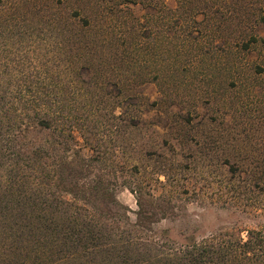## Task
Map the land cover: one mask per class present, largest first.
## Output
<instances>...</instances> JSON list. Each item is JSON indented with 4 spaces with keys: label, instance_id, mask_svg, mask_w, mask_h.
Segmentation results:
<instances>
[{
    "label": "rangeland",
    "instance_id": "obj_1",
    "mask_svg": "<svg viewBox=\"0 0 264 264\" xmlns=\"http://www.w3.org/2000/svg\"><path fill=\"white\" fill-rule=\"evenodd\" d=\"M262 11L264 0H0V103L24 77L52 75L77 114L72 146L94 164L83 176L111 182L120 226L140 185L172 238L246 242L264 235ZM118 42L127 61L115 65Z\"/></svg>",
    "mask_w": 264,
    "mask_h": 264
},
{
    "label": "trees",
    "instance_id": "obj_2",
    "mask_svg": "<svg viewBox=\"0 0 264 264\" xmlns=\"http://www.w3.org/2000/svg\"><path fill=\"white\" fill-rule=\"evenodd\" d=\"M98 10L109 13L98 14L104 19L117 15L116 8ZM260 19L264 24V11ZM113 49V64H124L123 42ZM52 78L24 77L5 90L2 99L10 100L0 103V122L6 118L0 135V264H264L261 231L240 242L217 232L176 239L158 230L159 206L145 199L140 185L129 187L136 218L120 226L118 211L125 205L103 174L83 176L94 164L72 146L77 114L70 113L61 82L45 84ZM47 131L55 137L45 138Z\"/></svg>",
    "mask_w": 264,
    "mask_h": 264
}]
</instances>
